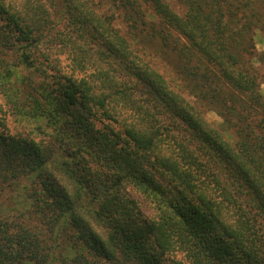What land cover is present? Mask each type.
<instances>
[{"label":"trees","instance_id":"1","mask_svg":"<svg viewBox=\"0 0 264 264\" xmlns=\"http://www.w3.org/2000/svg\"><path fill=\"white\" fill-rule=\"evenodd\" d=\"M178 1L0 0V264H264V0Z\"/></svg>","mask_w":264,"mask_h":264},{"label":"rangeland","instance_id":"2","mask_svg":"<svg viewBox=\"0 0 264 264\" xmlns=\"http://www.w3.org/2000/svg\"><path fill=\"white\" fill-rule=\"evenodd\" d=\"M169 3H170V6L172 7V9L174 11H176L179 14L184 13V8L178 0H169ZM255 41H256L257 52L264 51V29L263 28H260L256 32ZM250 56H251V53L246 54V58H248ZM151 59L153 62L158 63L159 61H161L162 58H153L152 57ZM156 59H158L159 61ZM252 61L255 63V66L258 67V69L260 70V73H261L260 81L262 83L261 88L263 89V93H264V65L261 63V61L259 59L253 58ZM59 63H58V65H59ZM64 63H65L64 61L61 62V64L63 66H64ZM159 70L164 73V75L167 77V79L173 85H177L178 83H180L179 80L177 78H175L171 69L169 71H166L165 69L160 67ZM22 72L26 73V71H24V70ZM184 95L187 96L189 94H188V92L184 91ZM190 98L191 97H189V99ZM191 100H193V99L191 98ZM197 107L203 111V115L205 116V118L207 119L208 122H210L214 126H217L221 131L223 129H225V127L223 125L224 119L221 116V114H219L217 112V110H214V109L208 110L206 108L204 109V107L202 108L200 104H197ZM4 112H5V115L7 116L5 118V121L9 127V130L12 133H19V132H25V131L27 132V130H29L28 126H26L23 123L18 121L19 119H17L16 115H14L11 112V109L9 108L4 96L0 93V116H2V114H4ZM226 131L228 132V130H226ZM27 187H28L27 183H24V182H17L15 184H12L9 186L8 185L4 186V190L0 192V201L3 202V204H5V206H11V204H13L15 206V203L21 202V200L23 199L21 194L26 193ZM21 190L23 193L21 192ZM142 209L146 215L152 214V209H151V206L149 205L148 202H144V203L142 202ZM69 247H70L69 245L64 244V245H61L56 250V255H55L57 257L56 261H59V258H61V255L64 252L71 250ZM70 253L72 254V252H70Z\"/></svg>","mask_w":264,"mask_h":264}]
</instances>
